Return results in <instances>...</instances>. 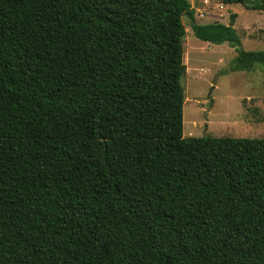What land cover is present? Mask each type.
<instances>
[{
	"label": "trees",
	"instance_id": "16d2710c",
	"mask_svg": "<svg viewBox=\"0 0 264 264\" xmlns=\"http://www.w3.org/2000/svg\"><path fill=\"white\" fill-rule=\"evenodd\" d=\"M183 16L264 65L189 0H0V264H264V137L184 136Z\"/></svg>",
	"mask_w": 264,
	"mask_h": 264
},
{
	"label": "rangeland",
	"instance_id": "374dc122",
	"mask_svg": "<svg viewBox=\"0 0 264 264\" xmlns=\"http://www.w3.org/2000/svg\"><path fill=\"white\" fill-rule=\"evenodd\" d=\"M189 1L197 23L233 24L239 47L264 50V11L222 0ZM182 20L186 29L184 136L264 137V65L236 68L235 46L204 41L195 34L188 16Z\"/></svg>",
	"mask_w": 264,
	"mask_h": 264
}]
</instances>
